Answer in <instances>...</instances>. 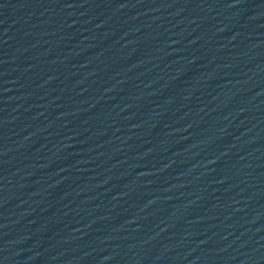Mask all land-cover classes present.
<instances>
[{"label": "water", "instance_id": "1", "mask_svg": "<svg viewBox=\"0 0 264 264\" xmlns=\"http://www.w3.org/2000/svg\"><path fill=\"white\" fill-rule=\"evenodd\" d=\"M0 264H264V0H0Z\"/></svg>", "mask_w": 264, "mask_h": 264}]
</instances>
